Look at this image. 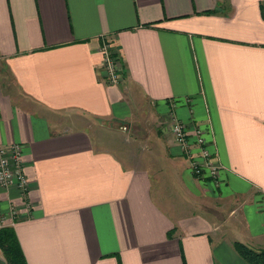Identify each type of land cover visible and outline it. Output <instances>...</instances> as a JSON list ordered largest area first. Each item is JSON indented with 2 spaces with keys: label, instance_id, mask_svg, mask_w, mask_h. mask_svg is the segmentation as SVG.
I'll return each mask as SVG.
<instances>
[{
  "label": "crops",
  "instance_id": "1",
  "mask_svg": "<svg viewBox=\"0 0 264 264\" xmlns=\"http://www.w3.org/2000/svg\"><path fill=\"white\" fill-rule=\"evenodd\" d=\"M223 1L0 0V144H22L32 206L0 195L29 264H249L234 241L264 248V0ZM174 116L207 129L218 177L194 171Z\"/></svg>",
  "mask_w": 264,
  "mask_h": 264
},
{
  "label": "built area",
  "instance_id": "2",
  "mask_svg": "<svg viewBox=\"0 0 264 264\" xmlns=\"http://www.w3.org/2000/svg\"><path fill=\"white\" fill-rule=\"evenodd\" d=\"M103 65L106 72V79L110 82H117L121 79V59L113 48L112 42L106 40L102 45ZM169 129L173 133L176 142L187 151L192 158L194 171L203 176L204 172L216 178L219 175L220 164L216 161L217 151L212 149L211 143L206 135V128L201 124L188 123L180 118L172 117ZM0 186H15L25 203L30 209L32 203L29 199L31 188L30 177L26 171L23 146L20 142L0 144ZM0 195V227L11 222L19 215L20 208L17 203H11L8 212L2 208Z\"/></svg>",
  "mask_w": 264,
  "mask_h": 264
},
{
  "label": "trees",
  "instance_id": "3",
  "mask_svg": "<svg viewBox=\"0 0 264 264\" xmlns=\"http://www.w3.org/2000/svg\"><path fill=\"white\" fill-rule=\"evenodd\" d=\"M228 1L224 0L220 6L228 5ZM213 12H220V8L209 10L206 13ZM234 245L249 264H264V248L252 247L241 240H235ZM0 249L4 255L3 264H29L14 226L4 225L0 227Z\"/></svg>",
  "mask_w": 264,
  "mask_h": 264
},
{
  "label": "rangeland",
  "instance_id": "4",
  "mask_svg": "<svg viewBox=\"0 0 264 264\" xmlns=\"http://www.w3.org/2000/svg\"><path fill=\"white\" fill-rule=\"evenodd\" d=\"M9 83H11V78L7 75L5 78H4V85H8ZM91 122H93L94 124L96 125H103L105 124V122H103L102 119H99V118H91L90 119ZM114 124V123H113ZM126 124V123H125ZM109 126V125H108ZM116 127V126H114ZM128 128H131V125H129ZM232 219H235L234 217ZM1 264V263H0Z\"/></svg>",
  "mask_w": 264,
  "mask_h": 264
}]
</instances>
